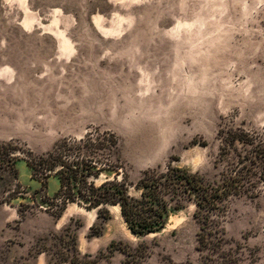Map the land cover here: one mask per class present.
I'll list each match as a JSON object with an SVG mask.
<instances>
[{
  "label": "rangeland",
  "instance_id": "obj_1",
  "mask_svg": "<svg viewBox=\"0 0 264 264\" xmlns=\"http://www.w3.org/2000/svg\"><path fill=\"white\" fill-rule=\"evenodd\" d=\"M231 121L264 133V0H0V140L38 154L112 130L133 180L172 160L213 177ZM17 168L0 185L24 192L0 204V264H221L199 249L194 205L136 235L116 206L107 220L72 203L58 214L43 200L57 178L44 188ZM224 225L227 264H264V192Z\"/></svg>",
  "mask_w": 264,
  "mask_h": 264
},
{
  "label": "trees",
  "instance_id": "obj_2",
  "mask_svg": "<svg viewBox=\"0 0 264 264\" xmlns=\"http://www.w3.org/2000/svg\"><path fill=\"white\" fill-rule=\"evenodd\" d=\"M218 138L213 177L172 160L142 170L137 180L131 178L120 138L112 130L94 128L80 137H64L51 150L38 154L18 141L0 140V185L6 173L18 178L17 163L24 158L32 177L44 188L50 178H57L54 196L46 194L43 200L58 214L72 203L97 210L98 217L107 220L111 207L116 206L136 235L162 231L173 213L194 205L199 249L221 250V264H227L236 260L223 247L231 204L243 197L255 199L264 192V133L231 121L220 127ZM21 187L16 182L8 197L0 196V204L24 194ZM71 262L83 264L80 255L73 256Z\"/></svg>",
  "mask_w": 264,
  "mask_h": 264
}]
</instances>
